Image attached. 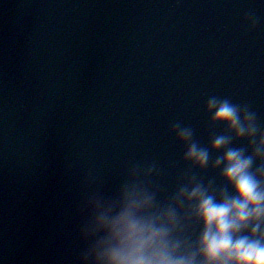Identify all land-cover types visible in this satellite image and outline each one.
Instances as JSON below:
<instances>
[{
  "label": "clouds",
  "instance_id": "clouds-1",
  "mask_svg": "<svg viewBox=\"0 0 264 264\" xmlns=\"http://www.w3.org/2000/svg\"><path fill=\"white\" fill-rule=\"evenodd\" d=\"M247 22L255 27L254 14ZM205 114L222 129L207 146L190 127L176 124L172 133L188 145L184 159L201 171L211 161L219 182L193 174L159 201L149 183L155 165L131 166L114 195L86 193L83 264H264V130L255 112L228 98L210 96Z\"/></svg>",
  "mask_w": 264,
  "mask_h": 264
}]
</instances>
